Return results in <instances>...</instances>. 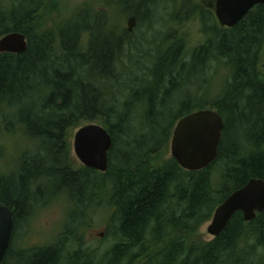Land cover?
Here are the masks:
<instances>
[{
    "label": "trees",
    "instance_id": "1",
    "mask_svg": "<svg viewBox=\"0 0 264 264\" xmlns=\"http://www.w3.org/2000/svg\"><path fill=\"white\" fill-rule=\"evenodd\" d=\"M46 2L0 0V36L14 31L26 38L23 52H0V134L15 132L29 142L18 153L17 170L0 172V204L14 217L1 264H141L140 258L142 264H264V210L250 221L236 212L208 241L190 238L233 190L251 178L264 180V4L222 28L210 9L181 0L174 19L198 17L205 41L187 56L180 39L166 40L150 74L140 77L131 69L139 61L121 58L127 61L141 48L115 17L145 19L152 0H101L53 29L39 19ZM211 61L225 68L214 95L217 67ZM205 108L224 120L215 160L192 171L173 157L151 167L176 121ZM96 120L112 137L108 169L74 171L67 132ZM61 189L79 207L105 193L116 227L103 255L78 246L69 232L53 243L15 250L16 230L40 206L36 197L48 200ZM178 228L185 236L158 247ZM71 243L77 246L69 249Z\"/></svg>",
    "mask_w": 264,
    "mask_h": 264
},
{
    "label": "rangeland",
    "instance_id": "2",
    "mask_svg": "<svg viewBox=\"0 0 264 264\" xmlns=\"http://www.w3.org/2000/svg\"><path fill=\"white\" fill-rule=\"evenodd\" d=\"M150 4L151 15L145 19L138 20L133 31L129 33V40L136 46L141 48L140 50H134L129 56L121 58L125 64L129 61H139L138 64H134V75H148L151 70V63L153 56L159 50L165 49L167 41H171L173 38L180 39L185 47L186 55L190 54V51L200 43H203L207 34L201 31L205 29L198 17H193L186 21H179L174 19V13L177 11L181 0H152ZM202 7L210 9L214 14V1L215 0H195ZM101 6V0H47L46 6L42 10L39 19L46 24L48 28L53 29L56 25H59L65 21L73 12L80 8H87ZM97 8V7H96ZM101 8V7H98ZM122 21L123 27H126V17H115ZM123 18V19H122ZM38 19V20H39ZM210 23L208 24V26ZM41 27L43 25H40ZM146 52L148 53L146 56ZM184 55V54H183ZM212 66L217 67V75L214 79L213 86L215 90H212L214 95L223 83V76H225V68L223 65H217L216 62L211 61ZM213 68V67H212ZM127 70V67L125 68ZM124 70V69H123ZM125 71V70H124ZM213 71V70H211ZM260 77L264 79V44L260 53L259 64ZM133 75V76H134ZM129 77H131L129 75ZM95 123L102 124L100 120L94 121ZM89 123L83 121L80 126ZM103 125V124H102ZM78 127L73 128L67 132V139L70 144V157L71 165L74 168L82 167L81 162L77 159L72 151V142L75 131ZM172 134V131H171ZM21 134L5 133L0 134V146L3 149V155L0 157V172H5L10 169L11 173L17 170V158L18 153L23 151L28 145L27 141L23 137H18ZM171 137V135H170ZM33 148H30L28 152H33ZM170 157V139L168 140L167 147L163 150L159 156L153 158L151 167H156L162 164V161ZM51 184V183H50ZM58 185L55 182L53 188ZM51 185L45 186V190L51 192L53 189ZM104 192L100 191L98 197L101 200L85 201L81 207L80 204H76L73 199L61 189L55 197L48 198L47 195H43L42 199L35 200L37 205H40L31 216L23 221L19 228L16 230L14 236L15 250L30 248L33 246H42L53 243L55 239L61 233H70L69 238L75 240L78 246H82L91 250H95L96 253L103 255L105 251L114 243L111 236L113 230L116 227V221L113 219V207L108 204V199ZM51 199V200H50ZM50 200V201H49ZM76 206H75V205ZM71 208L74 209L72 215H70ZM71 216V217H70ZM208 221L204 222L195 234L190 235L192 240L207 241L212 236L206 231ZM185 233L177 230L172 231L169 236L162 240L158 247L168 242L171 238L183 237ZM74 242V243H75ZM71 243L69 249L75 248L76 244ZM143 258L139 259L142 264Z\"/></svg>",
    "mask_w": 264,
    "mask_h": 264
},
{
    "label": "water",
    "instance_id": "3",
    "mask_svg": "<svg viewBox=\"0 0 264 264\" xmlns=\"http://www.w3.org/2000/svg\"><path fill=\"white\" fill-rule=\"evenodd\" d=\"M258 4H264V0H215L214 14L221 26L233 27ZM135 23L136 18L131 15L127 19L129 32ZM25 48V36L19 32H9L0 38V52L20 53ZM223 128V118L215 109H199L182 116L172 131L171 156L186 170L207 167L217 156ZM111 145L109 131L103 125L92 122L76 130L72 149L85 167L105 172L108 169ZM263 210L264 180L251 178L215 207L206 231L212 236H218L234 213L240 211L244 220L249 221ZM13 226V213L9 207L0 204V264L10 245Z\"/></svg>",
    "mask_w": 264,
    "mask_h": 264
},
{
    "label": "flooded vegetation",
    "instance_id": "4",
    "mask_svg": "<svg viewBox=\"0 0 264 264\" xmlns=\"http://www.w3.org/2000/svg\"><path fill=\"white\" fill-rule=\"evenodd\" d=\"M136 18V23H135V26H136V24H137V21H138V19H137V16L135 17ZM134 26V27H135ZM134 29V28H133ZM133 31V30H132ZM131 31V32H132ZM169 158V157H168ZM73 169H74V171H78V170H80L81 169V166H79L78 168H74L73 167ZM177 215V214H176ZM180 216V215H179ZM176 217H178V215L176 216ZM171 227H167V229H170ZM180 231H183V232H185L184 230H183V228H178ZM212 239V238H211ZM192 240V239H191ZM208 241V240H207ZM161 261V260H160Z\"/></svg>",
    "mask_w": 264,
    "mask_h": 264
},
{
    "label": "bare ground",
    "instance_id": "5",
    "mask_svg": "<svg viewBox=\"0 0 264 264\" xmlns=\"http://www.w3.org/2000/svg\"><path fill=\"white\" fill-rule=\"evenodd\" d=\"M129 36V35H128Z\"/></svg>",
    "mask_w": 264,
    "mask_h": 264
}]
</instances>
